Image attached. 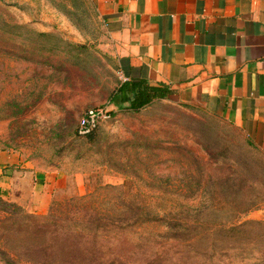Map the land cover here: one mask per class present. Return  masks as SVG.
I'll return each instance as SVG.
<instances>
[{"label": "rangeland", "instance_id": "obj_1", "mask_svg": "<svg viewBox=\"0 0 264 264\" xmlns=\"http://www.w3.org/2000/svg\"><path fill=\"white\" fill-rule=\"evenodd\" d=\"M119 84L98 0H0L1 164L63 180L45 212L30 207L28 185L0 197V219L8 218L0 264H34L26 256L38 264H264V151L228 121L174 99L114 113L109 97ZM99 107L112 119L79 135L84 112ZM130 214L170 216L180 227L90 228ZM178 230L185 242L172 258L153 256L157 235ZM36 243L56 244L54 254L27 255Z\"/></svg>", "mask_w": 264, "mask_h": 264}, {"label": "crops", "instance_id": "obj_2", "mask_svg": "<svg viewBox=\"0 0 264 264\" xmlns=\"http://www.w3.org/2000/svg\"><path fill=\"white\" fill-rule=\"evenodd\" d=\"M98 2L120 84L144 79L168 87L170 99L228 121L264 151V0ZM1 163L0 197L10 199L14 185H28L37 213L63 187L59 177Z\"/></svg>", "mask_w": 264, "mask_h": 264}, {"label": "trees", "instance_id": "obj_3", "mask_svg": "<svg viewBox=\"0 0 264 264\" xmlns=\"http://www.w3.org/2000/svg\"><path fill=\"white\" fill-rule=\"evenodd\" d=\"M172 95V90H170L168 87H160V86H152L150 85L146 80L144 79H135V80H129L122 84H120L110 95L109 97V104L114 106L119 112L122 111H130L133 113H139L145 108L151 106L153 103L157 101L162 100H168L170 99ZM113 113V112H111ZM94 132H92L88 137H92L94 135ZM249 142V138L247 139ZM56 206V203H54L53 208H51V213L49 215L50 219L54 220V207ZM8 220V218H1L0 222H4ZM96 227H91L92 230L96 229H104V231H108V227L111 226V228H115L118 231L126 232L133 230L134 228L141 229L143 228L141 223H145L152 226H158V227H165L166 229H177V227H180V222H173V219H171L170 216H139V215H132L130 214L127 217H122V219L117 220L116 222H113L111 224H104L101 221H95L91 222ZM50 232H46L47 235H49L50 239L53 238V234H56L57 225L52 224L50 228ZM39 230V229H38ZM117 231V232H118ZM38 233H41V231H37ZM116 233V232H115ZM82 235V234H80ZM61 236V235H60ZM96 237V235H93ZM93 236H87L86 238L91 240L94 239ZM157 238L161 241L160 243L155 244L152 247V255L156 256L159 259H165L168 260L169 258H172V254L175 246L180 245L181 243H184V233L178 230L174 234L170 232H165L163 234L157 235ZM62 240L65 239V237H61ZM87 242V241H86ZM94 242V241H92ZM110 245V243H108ZM7 249H10V246L6 245ZM56 247L55 245H52L51 247H45L39 245V243L36 244H30L28 246V254L27 255H33L36 256L39 254L41 250H45L48 252H53ZM94 247V246H93ZM151 248V247H149ZM50 249V250H49ZM157 249V251H156ZM94 252H97L93 248ZM91 256H93V253L90 251ZM171 255V256H170ZM28 261H31V263L38 264L34 258L30 256H26ZM8 264H15L13 258L8 259Z\"/></svg>", "mask_w": 264, "mask_h": 264}, {"label": "built area", "instance_id": "obj_4", "mask_svg": "<svg viewBox=\"0 0 264 264\" xmlns=\"http://www.w3.org/2000/svg\"><path fill=\"white\" fill-rule=\"evenodd\" d=\"M110 119H112V115L106 108H89L79 120L78 134L88 136L97 130L103 122Z\"/></svg>", "mask_w": 264, "mask_h": 264}]
</instances>
